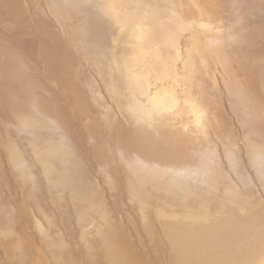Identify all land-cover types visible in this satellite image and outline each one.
I'll return each instance as SVG.
<instances>
[{
  "label": "rangeland",
  "instance_id": "1",
  "mask_svg": "<svg viewBox=\"0 0 264 264\" xmlns=\"http://www.w3.org/2000/svg\"><path fill=\"white\" fill-rule=\"evenodd\" d=\"M0 3V264H107L109 230L133 264H259L264 0ZM173 219L243 231L180 257Z\"/></svg>",
  "mask_w": 264,
  "mask_h": 264
},
{
  "label": "bare ground",
  "instance_id": "2",
  "mask_svg": "<svg viewBox=\"0 0 264 264\" xmlns=\"http://www.w3.org/2000/svg\"><path fill=\"white\" fill-rule=\"evenodd\" d=\"M1 1L2 0H0V2ZM0 6H1V3H0ZM12 14H14V15L17 14V11L15 13V10H13L11 15ZM14 17H16V16H14ZM12 21H14V20H12ZM14 46H15V42L12 40L11 49H13ZM8 67L12 68V65H10ZM1 81L2 80L0 79V83H1ZM4 83L7 86V88L9 89V91L11 92L15 86L16 80H14V78H11L10 80H8ZM191 225H192L191 222L189 223L187 221H180V220L173 219L168 224H165V226H164L165 230L167 229L166 232H169V235L171 237V239H170V240H172L171 244H174L175 247L179 246L180 250H179L178 255L180 257L186 256L189 258L190 256H192V254L198 250L202 239H203L204 243H206V244H214V243L224 242L225 240L228 241L229 239H232L233 237L234 238L238 237L243 231V226L238 222H234V223L229 224V225L228 224L227 225L213 224L212 226L204 227V228H203V226H201V228H199L197 230V232H190L189 231L191 228ZM191 231H192V229H191ZM25 234H27V232L24 233V235ZM101 243L103 244L104 250H105L106 255L108 257L107 264H133L134 263L136 258L131 257L130 249L127 246L126 242L123 241L120 238V236L117 233H115V231L114 232L112 230L105 231V233H103V235L101 237ZM21 244H22V242L17 244V247L19 249H21V246H22ZM24 247H25V245H24ZM22 249L20 250V254H19L20 258H18L19 256L17 255L16 258L18 260L14 259L13 262L14 261H19V262L22 261L21 258L24 256V253L28 252V251L24 252L25 248H24V250H22ZM177 250L175 252L176 257H177V254H176ZM64 254H66V253L65 252H59V254L55 253L54 254L55 259L52 261V264H81V262L79 260H72L71 257L68 258V256L66 259H63L62 256ZM25 257L27 259V256H25ZM29 262H27V263H29ZM235 263H233V264H235ZM240 263L241 262L239 261L236 264H240ZM205 264H230V263L223 261V259H222L221 263H216V261L211 259L210 261L205 262ZM259 264H264V253L262 254V258H261V261L259 262Z\"/></svg>",
  "mask_w": 264,
  "mask_h": 264
}]
</instances>
